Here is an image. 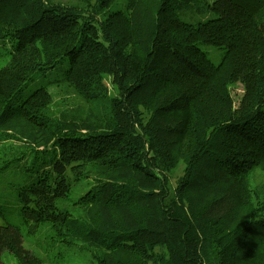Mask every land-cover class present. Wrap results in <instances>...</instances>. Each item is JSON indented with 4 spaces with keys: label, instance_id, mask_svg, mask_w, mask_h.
<instances>
[{
    "label": "trees",
    "instance_id": "trees-1",
    "mask_svg": "<svg viewBox=\"0 0 264 264\" xmlns=\"http://www.w3.org/2000/svg\"><path fill=\"white\" fill-rule=\"evenodd\" d=\"M1 39L0 142L32 156V229L98 247L90 264H264V0H0ZM5 252L43 264L9 220Z\"/></svg>",
    "mask_w": 264,
    "mask_h": 264
},
{
    "label": "rangeland",
    "instance_id": "rangeland-1",
    "mask_svg": "<svg viewBox=\"0 0 264 264\" xmlns=\"http://www.w3.org/2000/svg\"><path fill=\"white\" fill-rule=\"evenodd\" d=\"M11 46L12 41L10 39L0 40V67L6 65L9 61ZM206 50L213 60L219 61L220 51L215 46H207ZM56 74L51 73V70L48 74L44 72L37 73L35 79L27 82L22 94L24 96L28 95L41 84L53 81L58 77V74ZM103 87L106 88L107 93L112 91L109 79L104 82ZM50 90L53 93L57 92L54 87H51ZM243 92V86L238 84L233 90L237 101ZM59 97V95H56L55 100ZM71 101L76 102L73 98H71ZM10 144H14L10 139L0 142V205L4 206V213L0 212V224H4L9 220L20 225L24 234V246L38 255L42 259L43 264H90L93 254L100 253L98 247L87 244L85 246L87 249H82L84 243L81 242L69 247L55 234L50 223H42L40 227L32 229L30 224L24 222L20 211L21 203L18 198V189L23 184L31 182L34 178L30 169L32 156L30 154L21 155L20 151H15L14 153L6 152V148L11 146ZM180 172L181 170L178 169L176 174L179 175ZM172 182L175 184L176 177L173 178ZM81 190L82 184H77L71 196L79 195ZM72 202L69 199L60 201L59 204L61 207H67L74 211L75 206ZM2 258L5 264H18L9 252L3 253Z\"/></svg>",
    "mask_w": 264,
    "mask_h": 264
}]
</instances>
